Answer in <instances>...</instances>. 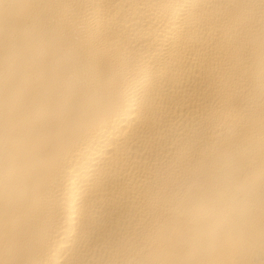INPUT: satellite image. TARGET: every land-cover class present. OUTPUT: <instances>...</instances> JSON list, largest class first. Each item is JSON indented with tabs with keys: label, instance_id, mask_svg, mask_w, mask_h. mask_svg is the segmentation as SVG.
<instances>
[{
	"label": "clouds",
	"instance_id": "1",
	"mask_svg": "<svg viewBox=\"0 0 264 264\" xmlns=\"http://www.w3.org/2000/svg\"><path fill=\"white\" fill-rule=\"evenodd\" d=\"M0 264H264V0H0Z\"/></svg>",
	"mask_w": 264,
	"mask_h": 264
}]
</instances>
